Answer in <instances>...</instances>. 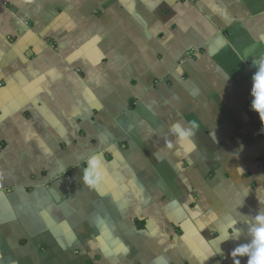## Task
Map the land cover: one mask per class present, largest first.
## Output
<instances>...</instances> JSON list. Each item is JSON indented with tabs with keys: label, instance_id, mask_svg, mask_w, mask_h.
<instances>
[{
	"label": "crops",
	"instance_id": "1",
	"mask_svg": "<svg viewBox=\"0 0 264 264\" xmlns=\"http://www.w3.org/2000/svg\"><path fill=\"white\" fill-rule=\"evenodd\" d=\"M262 55L264 0H0V264H233L246 235L212 253L264 202ZM177 121L196 151L166 147Z\"/></svg>",
	"mask_w": 264,
	"mask_h": 264
},
{
	"label": "clouds",
	"instance_id": "2",
	"mask_svg": "<svg viewBox=\"0 0 264 264\" xmlns=\"http://www.w3.org/2000/svg\"><path fill=\"white\" fill-rule=\"evenodd\" d=\"M31 2V0H27ZM253 65L257 71L252 76L251 109L258 113L262 126H264V55L253 60ZM199 125L195 121L191 122H174L169 129L171 136L175 141H166L168 149L179 145L188 152H194L197 149L195 137ZM243 148V145H241ZM82 183L85 187L99 191V187L108 178L107 169L103 158L100 154H93L86 160V166L83 168ZM261 210L255 215L248 217L245 221L247 225L246 233L237 228L238 221L233 220L229 227L231 232L220 233L219 245L213 251L212 255H224L220 245L228 240H240L242 235H246L247 242L239 244L230 253L233 264H241V259L247 257L246 264H264V202L259 200ZM242 205V204H241Z\"/></svg>",
	"mask_w": 264,
	"mask_h": 264
},
{
	"label": "built area",
	"instance_id": "3",
	"mask_svg": "<svg viewBox=\"0 0 264 264\" xmlns=\"http://www.w3.org/2000/svg\"><path fill=\"white\" fill-rule=\"evenodd\" d=\"M194 56H195V53L193 51H185L183 52L179 63L183 64L184 62L191 61L194 59Z\"/></svg>",
	"mask_w": 264,
	"mask_h": 264
}]
</instances>
